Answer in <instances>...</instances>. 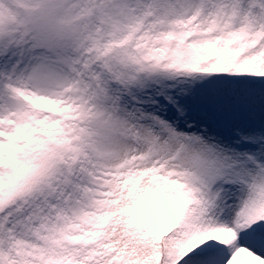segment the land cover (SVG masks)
<instances>
[{"label":"snow or ice","instance_id":"obj_1","mask_svg":"<svg viewBox=\"0 0 264 264\" xmlns=\"http://www.w3.org/2000/svg\"><path fill=\"white\" fill-rule=\"evenodd\" d=\"M0 264H264V0H0Z\"/></svg>","mask_w":264,"mask_h":264}]
</instances>
